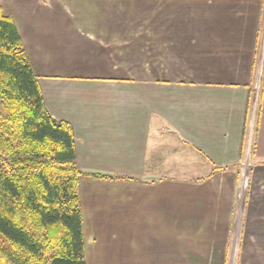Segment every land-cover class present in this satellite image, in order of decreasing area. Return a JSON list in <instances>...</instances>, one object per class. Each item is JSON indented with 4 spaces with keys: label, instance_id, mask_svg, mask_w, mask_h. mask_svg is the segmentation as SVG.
Segmentation results:
<instances>
[{
    "label": "crops",
    "instance_id": "crops-1",
    "mask_svg": "<svg viewBox=\"0 0 264 264\" xmlns=\"http://www.w3.org/2000/svg\"><path fill=\"white\" fill-rule=\"evenodd\" d=\"M0 6L78 165L110 176L79 181L86 256L227 264L239 234L236 264H264V0Z\"/></svg>",
    "mask_w": 264,
    "mask_h": 264
},
{
    "label": "trees",
    "instance_id": "trees-1",
    "mask_svg": "<svg viewBox=\"0 0 264 264\" xmlns=\"http://www.w3.org/2000/svg\"><path fill=\"white\" fill-rule=\"evenodd\" d=\"M76 138L0 6V264H87Z\"/></svg>",
    "mask_w": 264,
    "mask_h": 264
},
{
    "label": "rangeland",
    "instance_id": "rangeland-1",
    "mask_svg": "<svg viewBox=\"0 0 264 264\" xmlns=\"http://www.w3.org/2000/svg\"><path fill=\"white\" fill-rule=\"evenodd\" d=\"M249 156H250L249 155V150H247V156L245 158H249ZM248 164H249V161H248L247 165L245 164L244 169L242 170V173H241V176H240V189H241V187L243 189H246V186H247L248 173H249ZM239 240H240L239 234H236V235L234 234L233 238L231 239V242H230L227 264H236L238 253H239V249H238ZM96 253L97 252L92 251V252H90L89 255L86 256L88 264H99V262L102 261V259L97 258Z\"/></svg>",
    "mask_w": 264,
    "mask_h": 264
}]
</instances>
